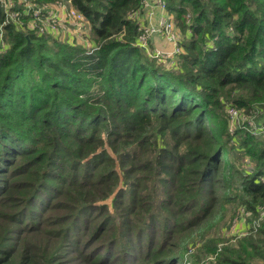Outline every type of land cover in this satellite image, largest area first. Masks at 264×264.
I'll return each instance as SVG.
<instances>
[{
	"label": "trees",
	"instance_id": "16d2710c",
	"mask_svg": "<svg viewBox=\"0 0 264 264\" xmlns=\"http://www.w3.org/2000/svg\"><path fill=\"white\" fill-rule=\"evenodd\" d=\"M26 1L0 3V264H264V0H159L169 67L146 0H67L82 45Z\"/></svg>",
	"mask_w": 264,
	"mask_h": 264
},
{
	"label": "rangeland",
	"instance_id": "374dc122",
	"mask_svg": "<svg viewBox=\"0 0 264 264\" xmlns=\"http://www.w3.org/2000/svg\"><path fill=\"white\" fill-rule=\"evenodd\" d=\"M17 2L14 3V0H5V2L2 5L3 10L8 11L13 5L15 4V14L18 13V6L21 4H24V0H16ZM62 2V8L63 10H59V4L51 6L48 10L47 9H41L39 12L41 14H50L52 17L56 18L55 20H59L60 26L58 29V32L56 35L58 36V39L69 43L72 45H82L84 43L83 41V35L79 33L77 26V22L74 18L68 15V10L70 9V4L67 0H61ZM27 6H30L29 0L26 1ZM61 5V4H60ZM146 9L144 10V15L147 17H150V24L147 26L148 30L146 33L145 39H146V46L145 51L148 54V56H152L153 54H160L159 57L155 58V60L162 65H166V67L171 66L173 64L174 66H177V54L182 52V47L178 48V51L175 50V46L172 44L171 41H169L166 36L163 34L161 30V23L166 20L173 23V25H176V22L173 20L172 15L168 13V11L162 7V4L159 3L158 0H146ZM20 8V7H19ZM157 11H160L162 13L161 16L156 15ZM6 14V13H5ZM11 17L14 18V12H10ZM143 15V16H144ZM41 21V20H38ZM26 21L22 23L23 26L26 25ZM84 26H86V22L83 20L81 24V29L84 32ZM176 30L178 32L179 28L176 25ZM181 34V32H180ZM2 43H0V48L2 47ZM178 53H174V52ZM166 54V55H164ZM170 54V55H168ZM234 219V218H233ZM231 220L230 223H227L222 232V236L220 237L222 240L219 242V246L223 245H234L237 237L241 236L248 228L247 221L244 218H241L237 215L236 219L233 221ZM191 252V251H190ZM212 259V257L208 256L204 261L203 264H207L208 261ZM185 264H188L186 262ZM261 264V262H259Z\"/></svg>",
	"mask_w": 264,
	"mask_h": 264
},
{
	"label": "built area",
	"instance_id": "2783aa9c",
	"mask_svg": "<svg viewBox=\"0 0 264 264\" xmlns=\"http://www.w3.org/2000/svg\"><path fill=\"white\" fill-rule=\"evenodd\" d=\"M4 2H5V0H0V3H4ZM159 3H160V1H159ZM58 4H59V10L62 11L63 10V8L61 7L62 2H60ZM162 7L164 8L163 5H162ZM40 10H41L40 8L36 9L34 15L38 16V18L36 20L37 23L32 22V24L37 25V27H38L37 29L39 30V32L47 30L49 33L56 34L58 32V29H59L58 26H60L59 20H55L56 18L52 17L48 13L44 14V15L41 14L39 12ZM68 15L76 20V22H77L76 27L78 29H80L78 32L81 33V35H85L87 32V22H86L85 18L81 15V13L78 12L73 6H71V4H70V9L68 10ZM38 20H41V21H38ZM83 20L86 22V26H84V32L81 29V24H82ZM140 28H141L143 33L140 36L137 45L140 46L141 48H145V46H146V39H145L146 35L144 33L147 32L148 28H147V26H145V27L141 26V24H140ZM161 30H162L163 34L166 36V38L169 41H171L172 44L175 46V50L178 51V48L180 47L179 40L181 39V35L176 30V27L173 25V23L171 21L169 23L168 20H166V22L164 21L163 23H161ZM177 51L174 53H178ZM164 55H166V54H164ZM168 55H170V54H168ZM159 56H160V54H158V53L152 55V57H155V58H157ZM229 112L231 113V115L233 117H235L237 115L236 112L233 111L232 109H230Z\"/></svg>",
	"mask_w": 264,
	"mask_h": 264
},
{
	"label": "crops",
	"instance_id": "0c3cea01",
	"mask_svg": "<svg viewBox=\"0 0 264 264\" xmlns=\"http://www.w3.org/2000/svg\"><path fill=\"white\" fill-rule=\"evenodd\" d=\"M146 7H147V5L145 4V6H144V8H143V13H144V10L146 9ZM142 13V15L140 16V20H139V22H140V24H141V26H149V24H150V17H147V16H145L144 14ZM144 15V16H143ZM156 15H158V16H161L162 15V13L160 12V11H157V13H156Z\"/></svg>",
	"mask_w": 264,
	"mask_h": 264
}]
</instances>
